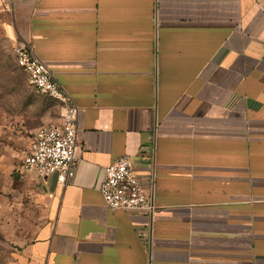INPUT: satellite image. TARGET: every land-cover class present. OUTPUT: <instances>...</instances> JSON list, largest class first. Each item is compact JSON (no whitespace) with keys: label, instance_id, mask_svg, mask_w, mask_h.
<instances>
[{"label":"crops","instance_id":"crops-1","mask_svg":"<svg viewBox=\"0 0 264 264\" xmlns=\"http://www.w3.org/2000/svg\"><path fill=\"white\" fill-rule=\"evenodd\" d=\"M79 106L71 181L9 264H264V0H0ZM59 103V102H58ZM135 157L160 210H111Z\"/></svg>","mask_w":264,"mask_h":264},{"label":"rangeland","instance_id":"rangeland-1","mask_svg":"<svg viewBox=\"0 0 264 264\" xmlns=\"http://www.w3.org/2000/svg\"><path fill=\"white\" fill-rule=\"evenodd\" d=\"M5 19L0 13V264H9L45 219V203L33 197L34 186L21 181L16 168L35 131L59 123L63 113L61 103L39 93L18 66Z\"/></svg>","mask_w":264,"mask_h":264},{"label":"built area","instance_id":"built-area-1","mask_svg":"<svg viewBox=\"0 0 264 264\" xmlns=\"http://www.w3.org/2000/svg\"><path fill=\"white\" fill-rule=\"evenodd\" d=\"M14 55L30 84L63 106L59 123L35 131L16 173L21 181L55 175L65 186L73 178L84 150L78 136L79 106L54 77L51 68L38 57L31 43L17 42ZM153 185V180L137 171L135 157L125 154L106 167L101 192L111 210H145L155 214L160 208L153 200Z\"/></svg>","mask_w":264,"mask_h":264}]
</instances>
